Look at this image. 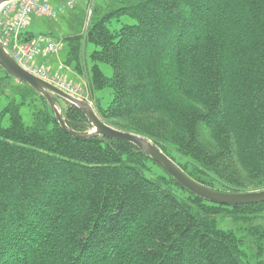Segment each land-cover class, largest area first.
Wrapping results in <instances>:
<instances>
[{
    "label": "trees",
    "instance_id": "16d2710c",
    "mask_svg": "<svg viewBox=\"0 0 264 264\" xmlns=\"http://www.w3.org/2000/svg\"><path fill=\"white\" fill-rule=\"evenodd\" d=\"M61 39L90 94L111 89L106 106L94 99L102 121L148 138L207 188L264 189V0H94L84 29ZM0 96V264H264V200L212 202L131 142L70 135L1 66ZM52 98L68 128L92 130Z\"/></svg>",
    "mask_w": 264,
    "mask_h": 264
},
{
    "label": "water",
    "instance_id": "95a60500",
    "mask_svg": "<svg viewBox=\"0 0 264 264\" xmlns=\"http://www.w3.org/2000/svg\"><path fill=\"white\" fill-rule=\"evenodd\" d=\"M6 1L9 0H0V5ZM0 66L7 73L12 75L14 78L28 84L34 90H36L41 95H43L47 100L49 107L53 111L60 126L70 135L79 139H87L94 135H103L106 137L131 142L134 145H136L138 148L143 150L148 156H150V158L155 164L159 165L165 172H167L174 179H176L186 189L212 202L228 205V204H247V203H254L264 200V189L259 191L231 193V192L213 190L201 184H198L194 180L190 179L184 172H182L148 138L132 132L117 129L112 125L107 124L98 117L92 106L86 100L73 97L70 94H67L66 92L57 88L53 84L35 76L34 74L22 68L15 61V59L11 56L9 51L1 42H0ZM52 94H55L61 97L62 99L76 105L78 108H80V110L85 114L88 121L92 125V130L86 132H77L68 128L60 113V109L57 107L54 99L52 98Z\"/></svg>",
    "mask_w": 264,
    "mask_h": 264
},
{
    "label": "built area",
    "instance_id": "2783aa9c",
    "mask_svg": "<svg viewBox=\"0 0 264 264\" xmlns=\"http://www.w3.org/2000/svg\"><path fill=\"white\" fill-rule=\"evenodd\" d=\"M79 1L83 0H9L2 3L0 5V42L22 68L63 91L81 98L78 88L63 76L51 75L44 68L34 64L37 54L42 56L54 54L61 47L60 43L47 39L46 43L43 42L44 46H41L40 38H32L28 41H20L18 38L29 23L31 15L53 17L62 8H70ZM53 2H57L58 5L55 6ZM58 68H63V64H59Z\"/></svg>",
    "mask_w": 264,
    "mask_h": 264
},
{
    "label": "rangeland",
    "instance_id": "374dc122",
    "mask_svg": "<svg viewBox=\"0 0 264 264\" xmlns=\"http://www.w3.org/2000/svg\"><path fill=\"white\" fill-rule=\"evenodd\" d=\"M94 0H83V1H79L78 3H82L83 4V8L82 9H78L77 7V2L70 8H62L61 11H58L56 13L55 16L53 17H47L44 15H31L29 23L27 24V26L25 27L26 30H30L34 33L33 39H41L40 44H42L43 42H47V39L51 40L52 42L55 43H60L61 47L59 48V52L58 54L60 55V60L62 61L61 64L64 63L65 60V56L67 53V46L66 43L62 42L61 38L64 35H68L71 33H75L78 32L80 30V28L82 27L84 29L85 25L87 24L88 21V17L90 14V10H91V4ZM109 0H95V2L97 4H102L104 5V3H107ZM56 6V5H55ZM56 9V8H55ZM74 10V14L72 16H75V14H80V17L77 15V18L74 19V17L72 18V21H74L73 23L71 22V19H69V17H67L66 15H59L64 13L65 11H70V10ZM78 9V10H77ZM68 15V13H66ZM59 15V16H57ZM57 16V17H56ZM74 19V20H73ZM120 20H128L124 17H121ZM77 23V24H76ZM78 25V26H77ZM81 26V27H80ZM119 27V22L117 21H112V23L109 25L110 29H117ZM95 48V46L92 43H86L84 44V54L81 55L82 57V61H83V65L85 64V66H89L90 62L88 59V53L93 50ZM50 57V56H47ZM45 57V58H47ZM58 64L55 66L57 67ZM84 66V68H85ZM64 69L63 70H54V72L56 73L60 71V75L63 76L67 81L71 82L72 84V75H69L67 78V71L68 70H73V66L72 65H64L63 64ZM99 68L101 69V71L106 75V76H111L113 73V69L109 64L106 63H99ZM85 71V70H84ZM54 74V73H51ZM86 74V73H84ZM89 74V73H87ZM88 78V75L86 76ZM50 83V82H49ZM52 84V83H51ZM85 84V81H84ZM54 85V84H53ZM75 87L78 88L80 94H81V98L78 99H82V100H86L94 109V99L98 98L100 101V104L102 106H106L107 103L109 102V100L112 97L111 94V89L109 87H106L104 89H101L99 91H94L93 92V96L90 94V90L87 92L86 86H81L83 87L82 89L76 85V83L74 84ZM55 86V85H54ZM57 87V86H56ZM58 88V87H57ZM85 88V89H84ZM60 89V88H59ZM62 90V89H61ZM63 91V90H62ZM65 92V91H64ZM67 94H69L68 92H66ZM64 100V99H63ZM7 103L6 98L0 96V111H2L5 107ZM95 111V109H94ZM20 112L23 118V121L25 124H29L31 122V115L28 112L27 107L24 105L20 108ZM96 112V111H95ZM99 117V116H98ZM2 123L4 125H7L8 123V117L7 115H4V117L2 118ZM260 223L264 224V216L262 218H259L258 220Z\"/></svg>",
    "mask_w": 264,
    "mask_h": 264
},
{
    "label": "crops",
    "instance_id": "0c3cea01",
    "mask_svg": "<svg viewBox=\"0 0 264 264\" xmlns=\"http://www.w3.org/2000/svg\"><path fill=\"white\" fill-rule=\"evenodd\" d=\"M53 3H54V5H58L57 2H53ZM82 3H78L76 8L82 9L83 8V4ZM74 10L75 9L70 10V11L67 10L64 13L59 14V15H66L67 17H69V19H71V22L73 23L75 21L74 19L77 18V15L80 17V14H75V16H72L74 14ZM66 13H68V15ZM59 15H57V16H59ZM73 17H74V19H73L74 21H72ZM24 30H25V32H30V33L34 34L32 31L26 30V28ZM71 34H73V33H71ZM41 46H44V43H42ZM61 62L62 61L60 60V55L58 54V52H57V54L51 55L50 57H47V58L40 56V54H37V56L35 57V64H37L38 66L44 68L49 74L54 73V74H51V75H55V74L60 75V71L59 72L56 71V73H55L54 70H57V69L58 70H63L64 69V67L61 68V69H59L58 66L55 67L57 64L59 65ZM63 64L66 65L65 63H63ZM66 71H67V78H68L69 75H72L71 78H72L73 83L75 82L76 85L79 86L81 89L83 88L81 86H84V87L86 86V89L85 88L84 89L87 90V92L89 91L88 78L86 77L88 74H87L86 70L82 74L77 73L75 70L66 69ZM84 73H86V74H84ZM84 81H85V84H84Z\"/></svg>",
    "mask_w": 264,
    "mask_h": 264
}]
</instances>
